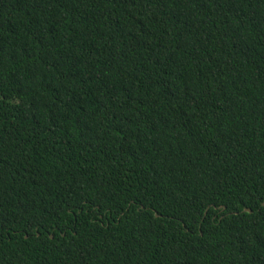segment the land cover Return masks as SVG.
Returning <instances> with one entry per match:
<instances>
[{
	"label": "trees",
	"instance_id": "obj_1",
	"mask_svg": "<svg viewBox=\"0 0 264 264\" xmlns=\"http://www.w3.org/2000/svg\"><path fill=\"white\" fill-rule=\"evenodd\" d=\"M0 264H264V0H0Z\"/></svg>",
	"mask_w": 264,
	"mask_h": 264
},
{
	"label": "water",
	"instance_id": "obj_2",
	"mask_svg": "<svg viewBox=\"0 0 264 264\" xmlns=\"http://www.w3.org/2000/svg\"><path fill=\"white\" fill-rule=\"evenodd\" d=\"M247 212H251V210H246Z\"/></svg>",
	"mask_w": 264,
	"mask_h": 264
}]
</instances>
